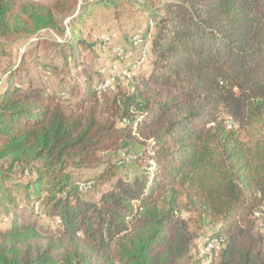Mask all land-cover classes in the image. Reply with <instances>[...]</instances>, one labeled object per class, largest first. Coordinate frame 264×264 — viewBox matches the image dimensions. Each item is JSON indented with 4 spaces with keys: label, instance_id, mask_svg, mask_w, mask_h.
<instances>
[{
    "label": "trees",
    "instance_id": "1",
    "mask_svg": "<svg viewBox=\"0 0 264 264\" xmlns=\"http://www.w3.org/2000/svg\"><path fill=\"white\" fill-rule=\"evenodd\" d=\"M122 1L149 11L151 69L98 110L104 75L91 88L78 72L92 46L80 27ZM42 33L66 43L65 77L82 75L73 101L16 76ZM16 38L21 64L0 86V264H186L190 224L206 228L202 247L223 238L214 264H264V0H0V43ZM124 50L132 76L141 49ZM117 151L139 173L82 197L74 170L102 163L96 179L114 177Z\"/></svg>",
    "mask_w": 264,
    "mask_h": 264
},
{
    "label": "rangeland",
    "instance_id": "2",
    "mask_svg": "<svg viewBox=\"0 0 264 264\" xmlns=\"http://www.w3.org/2000/svg\"><path fill=\"white\" fill-rule=\"evenodd\" d=\"M35 1L41 3H51L53 0ZM75 26L78 28V26L80 27L81 25L76 24ZM148 27L149 11L142 9L140 6H136L134 4L132 5V3L123 1L113 6H104L103 4L95 6L91 11L90 17L87 21H85V26L80 27L82 33L87 39L85 37L83 38H85L89 43H92V46L88 50L84 51L80 56L84 67L79 68L78 72L84 73V70L89 72V75H91V81L89 82L91 88L99 81L101 74H103L104 77L108 76V74H113L115 77V88L113 90L108 89L102 96L96 98L95 104L98 110H101L116 92H130L132 90V86L136 82V76L145 74L151 69L150 60H147L140 64V66L136 67V70L133 72L131 77L124 78L120 73V70L130 66L131 59H125L120 62L114 54V48L117 46L129 48L131 35L135 32H150V35L146 40V44L149 48L154 30L151 29L149 31ZM102 35L105 37L107 35L109 36L108 44L104 48L99 45ZM42 36L47 40H42L41 42L39 41L42 46L34 57L35 62H29V58L26 56L23 61L22 68L19 69L16 76L18 78L21 77V79L31 78L35 81L34 84H41L43 87H46L51 91L59 92L64 90V96L72 99L73 101L75 100V95L70 92L72 85H75L76 82L82 84V75L76 76L74 71L71 70L72 75H70V79L66 78L62 66L63 59L68 54L66 43L55 44L48 34L42 33ZM24 43L25 39L22 38L11 39L0 43V86L3 84L6 75L9 72L19 68L18 66L21 64L20 59L23 54L22 50L24 48ZM133 57H136V52ZM112 62L116 65V67L113 66V71H111ZM44 64H52L54 67L53 74L50 75L47 80L43 79ZM68 64V67L72 66L70 62ZM91 104L92 102H89L85 105V107H88ZM119 157L122 158V153L119 151L110 156V158L114 161H117ZM141 163L142 162L140 161H129L125 164L117 166L116 175L114 177L106 178L103 181L96 179V174L104 168V164L102 163L75 169L74 173L78 178L95 179L94 187L86 192H83L81 196L89 199H97L102 191L111 187L116 178L120 177L126 179L132 177L136 173H139ZM23 214L25 219H29L27 210ZM181 217L185 219L187 215L182 213ZM39 219H43L45 220L44 222H48L47 218L44 216ZM190 229L192 231L193 242L195 245L191 250L192 257L186 264H214L213 256L211 258H206L204 256L202 257L200 253L202 248L201 244L204 240L202 234L207 231L206 228H197L190 224ZM259 233L262 237H264V231L259 230Z\"/></svg>",
    "mask_w": 264,
    "mask_h": 264
},
{
    "label": "built area",
    "instance_id": "3",
    "mask_svg": "<svg viewBox=\"0 0 264 264\" xmlns=\"http://www.w3.org/2000/svg\"><path fill=\"white\" fill-rule=\"evenodd\" d=\"M149 25L151 26V22H149ZM130 43L135 48L141 49V54L138 63L145 62L147 60V53H148V46L145 42V39L143 38V34L141 32H135L131 35ZM114 54L119 58L127 59L130 56V52H127L124 50L123 47L117 46L114 48ZM120 73L124 78H129L131 76V72L125 68L120 70ZM115 88V77L113 74H108V76H105L96 86L95 91L98 96H102L105 91L108 89L113 90ZM133 158L132 154L130 152H123L122 153V160L121 162L127 163L131 161ZM78 189L80 191L86 192L93 188L94 181L92 179H81L78 180L76 183ZM258 216V228L261 231H264V205L262 206V209L259 213H257ZM223 241V238L213 237L210 240H208L205 245L202 247L200 253L202 256H205L206 258H211L214 252H216Z\"/></svg>",
    "mask_w": 264,
    "mask_h": 264
},
{
    "label": "crops",
    "instance_id": "4",
    "mask_svg": "<svg viewBox=\"0 0 264 264\" xmlns=\"http://www.w3.org/2000/svg\"><path fill=\"white\" fill-rule=\"evenodd\" d=\"M263 243H264V239H263Z\"/></svg>",
    "mask_w": 264,
    "mask_h": 264
}]
</instances>
